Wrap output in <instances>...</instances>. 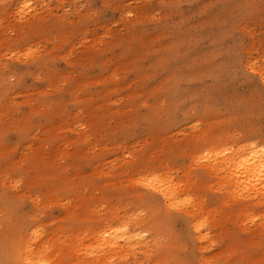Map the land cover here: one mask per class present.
<instances>
[{
  "label": "rangeland",
  "instance_id": "1",
  "mask_svg": "<svg viewBox=\"0 0 264 264\" xmlns=\"http://www.w3.org/2000/svg\"><path fill=\"white\" fill-rule=\"evenodd\" d=\"M262 71L264 0H0V264H264Z\"/></svg>",
  "mask_w": 264,
  "mask_h": 264
},
{
  "label": "bare ground",
  "instance_id": "2",
  "mask_svg": "<svg viewBox=\"0 0 264 264\" xmlns=\"http://www.w3.org/2000/svg\"><path fill=\"white\" fill-rule=\"evenodd\" d=\"M258 71V70H257ZM259 73V72H258ZM261 78H262V81L264 83V71L260 72L259 73ZM250 146V147H249ZM247 146L248 152H241L240 156L238 155L237 158H234L230 161V160H224L223 159V165L225 167V169L228 170V168H233V175H231L230 177L233 179V182L234 180L235 181H240L242 179V181H240V183H243V187H245V192H250V191H253L257 197H259V199L261 200H264V146H257V145H249ZM245 148V147H244ZM243 148V149H244ZM246 149V148H245ZM241 150V149H240ZM226 151V150H225ZM239 151V150H238ZM237 151V152H238ZM244 151V150H243ZM219 152V151H218ZM236 152V153H237ZM216 153V152H215ZM223 153V152H222ZM218 154V153H217ZM221 154V153H220ZM238 154V153H237ZM223 155V154H222ZM221 156V155H219ZM218 156V157H219ZM230 156V155H229ZM233 156V154L231 155ZM217 157V158H218ZM225 157V156H224ZM228 157V156H227ZM226 157V158H227ZM223 158V157H222ZM232 157H229L228 159H231ZM221 159V158H220ZM219 159V160H220ZM210 161V160H209ZM216 163V162H215ZM218 163V162H217ZM222 164V163H221ZM214 165L216 164H212L209 168L210 169H213L214 168ZM218 165V164H217ZM222 166V165H221ZM231 168V170H232ZM226 170V171H227ZM150 181V180H149ZM163 181V180H162ZM152 183L154 182H158L157 179H153L152 181H150ZM148 182V183H150ZM165 182H163L164 184ZM170 183V182H169ZM151 184V183H150ZM167 184V183H166ZM233 184V183H232ZM237 184V182H236ZM149 185V184H148ZM154 185V184H153ZM157 185V184H156ZM152 186V184L150 185ZM159 186V185H158ZM153 187V186H152ZM162 187V186H161ZM164 187V186H163ZM169 186H167L165 189L164 188H158L161 190V195L162 197L164 198V196H166V198L168 197L170 199V195L171 193H174V189H170L168 188ZM235 187V186H234ZM233 187V188H234ZM240 187V186H239ZM242 187V185H241ZM237 187H235L236 189ZM156 189V188H155ZM154 189V190H155ZM239 190V189H238ZM237 191V190H236ZM244 192V191H243ZM124 225V224H123ZM122 225V227H123ZM199 226V224H195L194 227L195 229H197ZM116 228H119L120 226H115ZM114 227V228H115ZM122 227H121V230L117 229L118 231H123L125 230L123 228L122 230ZM113 231V229L111 230ZM117 231V233H118ZM198 231V230H197ZM110 233V231L108 232ZM114 234L116 235V232H114ZM120 234V233H119ZM117 234V235H119ZM126 234V233H125ZM123 234V235H125ZM104 235H107V233H105ZM127 235V234H126ZM108 236V235H107ZM106 236V237H107ZM122 236V235H121ZM114 237V236H113ZM112 237V238H113ZM116 237V236H115ZM121 238V237H120ZM128 240L127 243H131L132 242V239H133V235H127L126 237ZM201 238V237H200ZM117 239V238H116ZM119 240V238H118ZM116 240V241H118ZM123 240H124V237H123ZM108 244V243H107ZM112 244V243H111ZM34 252H32L30 249H26V246H24L22 248V246L19 248V255L20 257L22 258L23 260V263L24 264H44L42 259L40 258H35L34 257Z\"/></svg>",
  "mask_w": 264,
  "mask_h": 264
}]
</instances>
